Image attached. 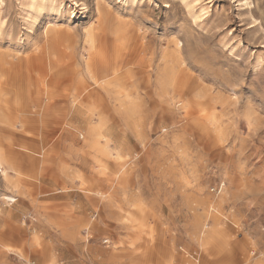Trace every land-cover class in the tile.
<instances>
[{
  "label": "rangeland",
  "instance_id": "374dc122",
  "mask_svg": "<svg viewBox=\"0 0 264 264\" xmlns=\"http://www.w3.org/2000/svg\"><path fill=\"white\" fill-rule=\"evenodd\" d=\"M83 1L0 0V54L10 59L29 51L22 46L27 33L36 39L40 32L28 28L38 3L47 5L41 26L66 23L68 13L75 17L71 27L94 24L93 0L86 10ZM52 2L58 4L54 10ZM104 2L113 17L143 38L144 62L162 68L166 55L176 58L173 71L190 91L184 100L203 103L211 115L186 119L177 106L173 118L161 119L144 99L142 122L131 121L126 136H113L112 152L123 163L125 187L114 189L121 183L117 179L92 186L101 191L104 204L89 201L86 196H98L80 186L79 177L94 171L80 163L83 131L62 139L73 184L61 174L43 177L32 183L29 195L19 187L24 193L19 195L17 176L0 166V240L14 253L8 257L2 248L0 264H157L170 259L175 264L176 258V264H264V0H247L249 6L242 0ZM49 9L53 13L46 17ZM154 80L157 92L168 79ZM18 83L13 82V91ZM8 84L0 76L4 98ZM25 90L21 85L17 93ZM136 206L144 212L137 213ZM118 207L145 216L151 237L142 235L140 258L126 255L133 232ZM75 220L76 226H67ZM34 239L39 245L31 249Z\"/></svg>",
  "mask_w": 264,
  "mask_h": 264
},
{
  "label": "bare ground",
  "instance_id": "6f19581e",
  "mask_svg": "<svg viewBox=\"0 0 264 264\" xmlns=\"http://www.w3.org/2000/svg\"><path fill=\"white\" fill-rule=\"evenodd\" d=\"M88 1L81 3L84 10ZM242 1L249 6L247 0ZM92 4L95 7L94 24L87 21L77 28L70 26L75 17L69 13L66 23L52 25L48 22L41 26L43 20L39 19L47 5L38 3L28 28L40 32L36 39L27 33L26 44L22 46L29 51H22L20 56L17 54L10 59L0 54V76L3 82H9L6 97L0 96V166L5 168V172H13L17 176L14 180L15 194L29 195L32 183L40 178L58 179V174L69 176L72 170L67 169L65 164L67 153L62 139L77 137L78 131H83L85 137L80 139L85 143V149L79 155L80 163L89 165L88 168L94 171L90 177H79L80 186L85 188V193L98 196V199L86 196L89 201L104 204L101 191H94L92 186L96 181L108 183L117 179L121 183L114 189L125 187L123 163L115 160L112 152L113 136L116 133L126 136L131 121H136V125L142 122L140 114L145 107L144 99L151 101L152 111L158 112L161 119L173 118L174 107L177 106L186 119L208 118L211 115L203 103L184 100L186 93L190 92L189 86L173 71L174 56L164 55L162 68H154L151 62H144L146 46L140 34L113 17L104 0H93ZM57 5L52 2L49 6L54 10ZM51 10L47 11L46 17L52 15ZM167 58H171V64ZM154 76L168 79L162 90L157 92ZM14 81H20L17 91L21 85L25 86L26 94L13 91L11 86ZM12 91L16 92L13 96ZM159 100L161 102H157ZM170 104L171 111L166 108ZM7 178L8 173L2 176L4 182ZM68 178L67 182L73 184L74 177ZM19 187L26 191L21 192ZM118 209L125 213L123 218L129 221L133 232L125 243L126 255L140 258L142 235L151 237L145 230V216L139 217L133 211ZM136 210L140 214L144 212L140 206H136ZM76 225V220L67 223L72 228ZM86 229L89 231L90 227ZM16 233L19 234L18 231ZM75 233L78 232L72 231L71 234ZM0 243V252L4 248V255L13 251L1 240ZM103 243L109 244L110 241ZM38 245L37 239L30 242L31 249ZM20 259L23 263L25 258ZM175 261L176 264L177 258ZM159 262L157 264H174L171 259ZM45 264L54 263L48 261Z\"/></svg>",
  "mask_w": 264,
  "mask_h": 264
},
{
  "label": "crops",
  "instance_id": "0c3cea01",
  "mask_svg": "<svg viewBox=\"0 0 264 264\" xmlns=\"http://www.w3.org/2000/svg\"><path fill=\"white\" fill-rule=\"evenodd\" d=\"M13 234H14L15 236H17L16 233L13 232ZM13 254H14L13 252H10V253H7L6 256L9 257V256H12Z\"/></svg>",
  "mask_w": 264,
  "mask_h": 264
}]
</instances>
